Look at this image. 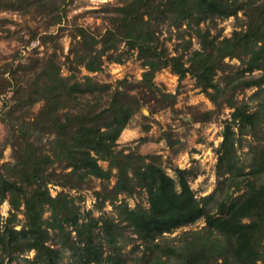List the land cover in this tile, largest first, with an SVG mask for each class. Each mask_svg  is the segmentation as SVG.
I'll return each instance as SVG.
<instances>
[{
  "label": "trees",
  "instance_id": "obj_1",
  "mask_svg": "<svg viewBox=\"0 0 264 264\" xmlns=\"http://www.w3.org/2000/svg\"><path fill=\"white\" fill-rule=\"evenodd\" d=\"M63 3L68 0H0V12H36L55 27L65 19ZM99 16L106 30L76 27L64 59L54 50L0 67V203L10 204L0 225V264L31 251L32 264H63L64 250L73 256L69 264H128L119 245L126 230L140 240L132 253L142 246L134 264H264V0H122ZM231 17L234 29L223 35L219 22ZM166 27L181 40L174 53ZM55 41L42 36L43 45ZM133 56L144 68L139 81L122 79L113 89L82 74L102 70L104 57L123 64ZM233 59L240 62L236 71ZM166 68L178 75L179 86L190 75L202 92L217 94L232 109L216 149L217 186L202 197L191 186L193 168L172 166L171 175L138 152L146 137L136 147L119 143L147 97L175 108L179 91L155 82ZM249 88L256 90L240 100L236 92ZM214 113L198 111L194 118L206 122ZM142 127L147 132L151 125ZM7 148L11 159L3 161ZM92 177L102 188L94 192V208L83 211L71 191ZM50 185L62 189L53 195ZM135 196H146V203L131 206ZM107 204L112 215L104 211ZM201 219L202 228L162 242Z\"/></svg>",
  "mask_w": 264,
  "mask_h": 264
},
{
  "label": "rangeland",
  "instance_id": "obj_2",
  "mask_svg": "<svg viewBox=\"0 0 264 264\" xmlns=\"http://www.w3.org/2000/svg\"><path fill=\"white\" fill-rule=\"evenodd\" d=\"M122 0H68V3H63L61 6L62 13L65 14L63 23L59 26L49 27L47 21L37 15L36 12L21 14L11 10L0 12V67L18 58L24 62L29 61V57L37 54L43 55L46 51L51 53L54 50L58 51L59 56L64 59V56L69 52L71 47L73 33L76 27L85 26L91 28L96 33H103L108 27L99 15L101 9L105 5H117ZM234 17L228 18L219 22L218 27L223 28V35H231L234 29ZM216 31V30H214ZM175 30L171 32L170 28L166 27L164 37H169L171 34L172 40H167V46L171 52H175V47L178 40L175 38ZM46 33L55 36L57 42L42 44V36ZM188 38V37H187ZM194 46L198 47L196 40ZM102 70L89 73L83 70L82 74L93 76L94 80L100 83H110L113 89L118 84L119 80L129 79L130 81H139L142 78L144 68L141 61L136 56L131 57L123 64L109 62L107 57ZM232 64L231 70L236 71L240 62L237 59L230 61ZM67 72L65 71L64 74ZM155 82L166 92L178 94V101L175 108H162L158 99L147 97L149 102L142 106L132 119L128 128H126L119 138L120 146L131 145L136 147L141 137H146V140L139 143L138 152L146 155L148 159H156L166 167L167 171L174 175V172L169 168L179 166L181 168H193L194 175L190 177L191 186L199 197L210 194L217 186V152L223 137L224 120L231 116L232 109L224 105L220 101L217 94H206L196 87L195 80L189 75L187 76L182 86H179L178 75L173 73L170 68L163 69L157 73ZM256 89H240L236 92L237 97L241 100L248 98ZM132 93L137 94L140 98L143 95L139 89L132 90ZM1 106V102H0ZM41 104L34 107V112L40 109ZM212 109L215 113L210 121L195 120L196 112L201 115L204 111ZM201 112V113H200ZM143 125H151L149 131H143ZM5 137V127L0 121V144ZM250 140V137L249 139ZM247 147L241 150L243 158L247 159ZM11 149L7 148L4 151L3 161L11 159ZM104 167H107V162H101ZM115 183V178L111 179L110 186ZM51 192L56 195L57 191L61 190L60 186L50 185ZM102 188V182L95 177L90 178L81 191L72 190L71 193L78 196L79 205L83 211L94 208L96 199L94 192ZM129 203L134 206L138 200L146 203V196L139 199L137 196L130 197ZM10 204L8 201L0 203V225L9 216ZM113 207L106 205L104 211L112 215ZM101 213L94 212V216L98 217ZM19 218L23 222V215ZM204 220L201 219L194 224L178 229L172 234H167L162 242H172V238L178 236L184 230H198L204 226ZM20 228V225L17 226ZM122 237L119 238V245L123 246L122 254L128 256V264H134L135 259L141 256L142 246L138 253H132L135 244H139L140 240L137 235L130 230H126ZM105 241V240H104ZM59 247V245H56ZM110 248L105 244V255L109 253ZM136 250V249H134ZM34 252L16 255V259L11 264H32L28 260L32 259ZM69 250L63 251V264H69L73 258ZM130 258V259H129ZM8 264V260L5 262ZM97 264V263H95Z\"/></svg>",
  "mask_w": 264,
  "mask_h": 264
}]
</instances>
